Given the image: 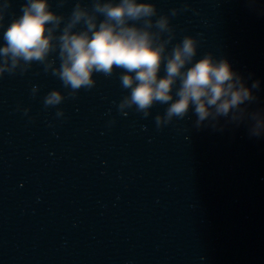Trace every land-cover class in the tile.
I'll use <instances>...</instances> for the list:
<instances>
[{
  "label": "clouds",
  "instance_id": "1",
  "mask_svg": "<svg viewBox=\"0 0 264 264\" xmlns=\"http://www.w3.org/2000/svg\"><path fill=\"white\" fill-rule=\"evenodd\" d=\"M9 7V0L0 5V28ZM188 7L183 5V10ZM179 11L173 8L170 15L175 17ZM21 12L3 32L0 75L13 74L18 67L23 73L38 62L75 97L80 89L95 86V73L110 77L120 69L121 86L130 90L119 103L121 112L134 108L147 117L159 103L167 107L155 117L157 127L192 112L197 128L207 121L215 128L220 118L237 123L248 120L250 136H264V111H248V105L257 100L252 90H258L260 82L247 87L227 59H217L211 52L196 59L200 41L192 35L183 36L168 50L175 32L169 15H158L154 3L94 0L89 9L78 0L66 22L64 15L52 10L49 0H26ZM79 25L83 27L74 30ZM57 52L58 67L50 59ZM162 68L164 75H160ZM32 91L35 94L37 86ZM64 99L54 89L44 97V105L56 106Z\"/></svg>",
  "mask_w": 264,
  "mask_h": 264
}]
</instances>
